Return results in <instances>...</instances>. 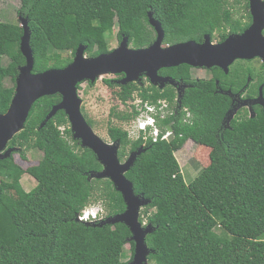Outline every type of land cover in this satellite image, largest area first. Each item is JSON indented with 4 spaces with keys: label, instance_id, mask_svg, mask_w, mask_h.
<instances>
[{
    "label": "trees",
    "instance_id": "16d2710c",
    "mask_svg": "<svg viewBox=\"0 0 264 264\" xmlns=\"http://www.w3.org/2000/svg\"><path fill=\"white\" fill-rule=\"evenodd\" d=\"M150 13L163 25L165 46L204 42L207 35L221 43L252 24L249 0H22L19 9L31 28L34 73L67 67L80 45L87 46L89 57L112 51L115 30L119 42L128 36L132 48L149 47L157 38ZM23 33L21 25L0 21L1 113L8 111L20 67L26 64ZM5 57L10 59L7 65ZM252 62L237 61L229 73L214 67L213 78L198 81L191 79L193 67L188 64L161 69L159 74L193 85L183 99L191 117L185 111L157 117L161 129L175 132L171 141L154 142L143 135L133 139L126 128L110 124L108 134L120 143L122 162L145 148L126 177L136 195L151 200L140 216L141 222L154 228L147 237L152 251L149 264H264V240H260L264 233V108L255 105V117L248 109L240 111L231 127L223 128L232 98L216 86L220 80L225 91L238 93L246 88L247 96H256L264 85V64L256 68ZM248 77L257 80L258 86H246ZM8 79L11 85L6 84ZM106 84L113 88L116 82L109 79ZM119 87L115 94L123 103L137 94L155 104L168 100L175 109L174 88L142 87L136 82ZM61 101V94L40 98L24 130L9 142L23 160L28 151L41 150L44 155L37 164L24 169L14 153L0 160V264H130L135 242L126 224L100 226L102 220L87 224L77 219L92 202L101 201L107 210L103 220L123 213L126 203L110 179L91 178L103 165L74 138L64 110L42 126ZM138 114L135 106L133 112L117 107L111 111L112 117L127 123ZM189 140L211 152L210 164L187 183L176 153ZM27 174L37 182L30 191L22 183ZM128 243L131 261L124 260Z\"/></svg>",
    "mask_w": 264,
    "mask_h": 264
},
{
    "label": "water",
    "instance_id": "95a60500",
    "mask_svg": "<svg viewBox=\"0 0 264 264\" xmlns=\"http://www.w3.org/2000/svg\"><path fill=\"white\" fill-rule=\"evenodd\" d=\"M249 2L252 14L251 26L241 34H231L221 43H213L211 37L207 35L203 43L191 40L165 46L163 25L150 13V23L157 32V38L149 47L132 48L129 37L125 36L116 49L89 57L86 55L87 46L80 45L73 62L67 67L49 69L42 73L33 72L35 59L31 45V28L28 18L20 15L24 29L21 51L26 57V64L20 67L15 95L8 111L0 112V160L9 158L18 150L17 147H9V142L16 134L24 130L34 104L44 96L61 94L62 101L52 108L42 126L59 110L66 112L74 138L80 140L83 147L91 149L103 165V170L92 172L91 178L110 179L116 189L122 193L126 203V210L123 213L110 216L99 225L126 224L132 232L131 241L135 242V253L130 264H149L152 251L148 246L147 237L154 228L152 224L143 225L140 212L142 208L151 203V200L136 195L133 183L126 177V173L134 166L138 155L145 148L141 147L132 152L129 158L122 162L119 158L120 143L105 142L95 133L93 126L84 116L83 100L78 94L79 85L85 81L95 83L97 78L104 74H124L125 77L120 82L128 84L139 82L141 74L146 73L153 84H160L163 88L169 81L174 83L173 80L159 75V71L163 68L183 64L206 68L217 66L225 73H229L230 67L237 60L259 58L264 64V0H249ZM237 96L240 97L239 94ZM254 105L264 107L263 86L257 98L246 99L239 102L237 106H232L226 115L227 124L230 126L244 106H248L251 117H255Z\"/></svg>",
    "mask_w": 264,
    "mask_h": 264
},
{
    "label": "rangeland",
    "instance_id": "374dc122",
    "mask_svg": "<svg viewBox=\"0 0 264 264\" xmlns=\"http://www.w3.org/2000/svg\"><path fill=\"white\" fill-rule=\"evenodd\" d=\"M21 6L22 0H0V21L13 22L22 26V19L19 14V9L21 8ZM116 34L117 31L115 30L110 41L112 49H116L120 46V42L118 41ZM9 61L10 59L7 57L3 59V63L5 65H7ZM261 64H263L262 59H255L252 62V65L256 68H259ZM194 72L196 73L197 71L194 70ZM198 74L201 76L206 75L208 77V73L203 70H198ZM146 78L149 79V76L146 73L141 74L139 82H141V80H145ZM109 79H113L116 83H120L116 81L118 79V75L104 74L97 78V81L93 83L94 85H91L92 83L89 81H85L80 84L78 94L79 97H81V99L83 100L82 112L83 114L85 113L88 118L93 120V129L95 133L100 136L105 142L112 144L113 141L108 134V128L110 124L124 127L126 129L129 127V122H121L116 117L111 116L112 109L117 107V110L121 112H133L135 101L130 100L127 103H123L121 100H119L115 94L116 90H118V87L115 85L112 88L108 86V84H106V80ZM6 84L11 85V81L8 79L6 81ZM136 96L138 95L136 94ZM17 152L18 151L14 152V154H16L15 160L24 169L37 164L44 155L41 150L32 149L26 153V159L23 160L20 153ZM210 152V148L201 146L193 140H189L186 145L176 153V157L182 167V172L187 183L192 182L199 175L201 167L210 164ZM194 161L200 167H198V165L195 163L193 164ZM22 183L27 191L32 190L37 184L36 180L28 174L23 177ZM92 208L102 210L100 217L104 218L107 214V210L105 209L101 201L96 203L92 202L87 209ZM146 224H148L147 221L143 223L144 226H146ZM260 240H264V233L260 237ZM131 257V244L128 243L125 247L124 260L131 261Z\"/></svg>",
    "mask_w": 264,
    "mask_h": 264
},
{
    "label": "built area",
    "instance_id": "2783aa9c",
    "mask_svg": "<svg viewBox=\"0 0 264 264\" xmlns=\"http://www.w3.org/2000/svg\"><path fill=\"white\" fill-rule=\"evenodd\" d=\"M133 101H135V109L139 114L136 119L129 122L127 130L131 138L135 139L143 135L145 140L152 138L154 142H157L159 140L171 141L176 137L172 129L168 128L163 130L157 125V117L165 119L167 115L175 113L170 107L168 100H159V102L155 104L149 101L145 102L142 98L136 96ZM187 116L191 117L190 111ZM78 220L83 223H93L98 222L100 218L95 212L90 214L88 211H83L78 215Z\"/></svg>",
    "mask_w": 264,
    "mask_h": 264
},
{
    "label": "flooded vegetation",
    "instance_id": "af4514ba",
    "mask_svg": "<svg viewBox=\"0 0 264 264\" xmlns=\"http://www.w3.org/2000/svg\"><path fill=\"white\" fill-rule=\"evenodd\" d=\"M206 38V37H205ZM205 41V40H204ZM213 43H218L217 41H212ZM200 43H203V42H200ZM255 60V59H254ZM237 61H246V60H237ZM236 61V62H237ZM248 61V60H247ZM235 62V63H236ZM234 63V64H235ZM215 67H217V66H215ZM213 69H214V67H212V68H206V67H193V69H192V80H202V79H211V78H213L214 77V72H213ZM194 70H196L197 72L195 73L194 72ZM198 70L200 71V70H203V71H205L206 73H208V77L205 75V76H201V75H199L198 74ZM160 76H162V77H164V78H169L170 80H173V82L174 83H170V81L169 82H167V83H165V85H164V87L162 88L161 86H160V84H158V85H155V84H153L152 82H151V80L150 79H145V80H141V82H136V83H138V84H140L142 87H149L150 85H154V86H156L157 88H160V89H165V88H174L175 89V92L177 93V97H176V99H175V106H173L175 109H174V111H175V113L177 114V113H179L180 111H185V112H189V108L188 107H185L184 106V104H183V99H184V96H185V93H186V90L187 89H189L191 86H193L191 83H189V82H185L183 79H181V80H177V79H175V78H173V77H171V76H169V75H166V74H159ZM125 77V75L124 74H120V75H118V79L116 80L117 82H120L123 78ZM248 84L246 85V86H248L249 85V83H251V84H253V85H256L257 83H258V81L257 80H254V81H252V78L251 77H248ZM116 85H117V87L118 88H120L119 86L120 85H124V84H122L121 82L120 83H116ZM221 83H220V80H217V82H216V86H217V91L218 92H220V93H223V94H228L229 96H231V98H232V106L233 105H235V106H237L238 104H239V102H242L243 100H246V99H255V98H257L258 96H259V93H260V88H261V86H263V88H264V85H260L259 86V91H258V94L256 95V96H247V91H245V90H247L246 88H243L241 91H243V92H238V93H233L231 90H228V91H225L221 86ZM257 86H258V84H257ZM237 94H239L240 95V97L239 96H237ZM234 99H235V101H234ZM255 106V105H254ZM253 106V107H254ZM261 106V105H260ZM264 108V107H263ZM246 109H248L249 110V112H250V108L248 107V106H244V107H242L240 110H239V112L240 111H242L243 113H245V111H246ZM254 109V108H253ZM186 110H188V111H186ZM239 112H238V114H239ZM237 114V115H238ZM236 115V116H237ZM184 119V121L185 122H187V119H186V116H185V118H183ZM223 128L225 127V128H229V127H231V124H230V126L227 124V122H226V117H225V119H224V121H223V126H222Z\"/></svg>",
    "mask_w": 264,
    "mask_h": 264
},
{
    "label": "clouds",
    "instance_id": "9594fccd",
    "mask_svg": "<svg viewBox=\"0 0 264 264\" xmlns=\"http://www.w3.org/2000/svg\"><path fill=\"white\" fill-rule=\"evenodd\" d=\"M250 113H251V112H250ZM88 207H89V206H88ZM88 207H86L83 211H88V212H90V214L95 212V213H97V216L100 218L99 221H101V220L103 221L104 218H103V217H100V216H101V213H102V210H97L96 208L87 209ZM83 211H82V212H83ZM77 219H78V218H77ZM95 223H97V222H93V223L90 222V224H95ZM87 224H88V223H87Z\"/></svg>",
    "mask_w": 264,
    "mask_h": 264
}]
</instances>
